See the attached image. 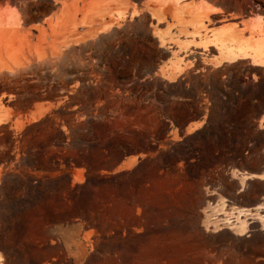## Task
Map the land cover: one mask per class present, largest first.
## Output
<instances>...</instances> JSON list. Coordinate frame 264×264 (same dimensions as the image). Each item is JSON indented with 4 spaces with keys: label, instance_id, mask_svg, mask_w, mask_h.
<instances>
[{
    "label": "rangeland",
    "instance_id": "374dc122",
    "mask_svg": "<svg viewBox=\"0 0 264 264\" xmlns=\"http://www.w3.org/2000/svg\"><path fill=\"white\" fill-rule=\"evenodd\" d=\"M184 1L0 0V84L14 90L0 95V126L15 133L70 102L67 93L80 84L68 85L69 60L82 53L71 52L75 46L136 17L137 32L150 15L161 47L153 89L139 101L117 102L110 118L123 132L150 134L156 150L89 172L76 163L85 162L79 142H71L45 151L59 152L60 166L35 170L28 158L39 146L0 140V153L9 151L0 164V264H264V64L254 62L256 54L264 60V0ZM202 2L224 5L223 15L205 16ZM247 16L254 19L233 23ZM221 74L230 106L209 107L225 95L199 81ZM179 79L184 84L168 85ZM192 86L196 96L186 90ZM53 89L58 101L38 100ZM197 101L205 119L186 133L202 128L208 113L212 128L206 139L197 133L178 148L183 137L174 119ZM64 112L73 127L88 117L79 105ZM161 150L185 159L163 158ZM58 166L68 175L51 182L62 175ZM33 182H42L40 193L30 189Z\"/></svg>",
    "mask_w": 264,
    "mask_h": 264
},
{
    "label": "trees",
    "instance_id": "16d2710c",
    "mask_svg": "<svg viewBox=\"0 0 264 264\" xmlns=\"http://www.w3.org/2000/svg\"><path fill=\"white\" fill-rule=\"evenodd\" d=\"M136 21H138V17L134 21L128 20L121 27H114L110 32L101 34L98 39L90 40L86 45L75 46L71 49V52L82 49V53L76 55L75 60H69L70 68L67 71L74 77L68 80V85L70 86L76 81L80 83L76 88V92L67 93L70 102H66L59 109L52 110L36 121L28 123L18 133L9 130V124L1 125L0 133L3 130L8 131L4 137H0V140H4L12 147L17 142L21 146L25 143L30 147L39 146L41 150L28 158L35 170H49L53 161H56L60 166V162L57 160L58 156H60L59 152H52L47 155L45 151L52 147L63 149L71 142H79L78 148L82 151L80 152V159L85 162L76 160V163L86 166L89 172L93 168L110 165L116 167L130 155L149 153L152 150H156L158 145L154 144L150 134L137 130L123 132L114 128L110 119L112 118L111 109L117 102L139 101L146 91L153 89L154 75L161 62L159 57L161 47L159 41L153 35L150 15L143 28L137 32L134 29ZM222 75L218 76L216 81L213 78L214 76L209 82L204 79L199 81L200 85L209 83L215 85L225 95V97H220L217 102L211 98L209 107H213L214 104L223 108L230 106V97L223 88ZM183 82V79H179L175 82H168V85L174 87ZM53 88H56V85ZM5 90L14 92V90L4 88L0 84V95ZM186 90L196 96L197 91L194 86ZM169 93L175 94L173 89ZM169 93L166 94L169 95ZM156 94L160 97L158 92ZM60 97L61 95L58 94L57 90L53 89L48 95L41 96L38 100L58 101ZM27 99L31 101V98ZM200 103V101L187 103L192 106V110L184 108L186 113L182 120L174 119L175 125L180 128V134L183 137L182 141L175 143L178 148H183L185 142L191 140L197 133H201L206 139V134L212 128L213 114L208 113L206 123H204L202 128L190 134L186 133V128L192 122L205 119V111L200 106ZM234 103L235 106H238L239 100L236 98ZM74 105H79L81 110L88 116L86 119L77 122L75 127L71 125L64 112V108ZM203 105V107L206 106L205 104ZM59 111L61 114L59 120H57L54 118V114ZM96 111L98 113H95ZM163 122L167 127V134L170 129V123L165 120ZM64 123L67 125L69 132L64 130ZM219 125L223 126V123ZM132 134L135 135V139L130 138ZM28 138H32V140L29 141ZM91 138H93L92 141ZM156 138L161 139V135L157 133ZM82 143H86L87 146H82ZM220 144L222 142H219ZM227 145L233 147L236 142ZM86 147H88V152L85 151ZM4 154L9 155V151L0 153V164L5 162ZM173 155L177 161L185 159L184 156L173 154L167 150H161L160 152V156L167 159ZM12 158L10 156L8 159ZM147 160L148 158L144 159V161ZM187 163L190 165V162L187 161ZM66 165L69 168L72 167L68 158H66ZM59 166L58 170L62 171V175H57L51 179V182H59L63 176L68 175ZM30 178L32 181L36 180L33 176H30ZM36 184L34 182L31 183L30 189H35L40 193L42 191V182L38 185Z\"/></svg>",
    "mask_w": 264,
    "mask_h": 264
},
{
    "label": "bare ground",
    "instance_id": "6f19581e",
    "mask_svg": "<svg viewBox=\"0 0 264 264\" xmlns=\"http://www.w3.org/2000/svg\"><path fill=\"white\" fill-rule=\"evenodd\" d=\"M169 1H179V0H169ZM192 4H194L193 2H187V1H184V5L185 6H190V5H192ZM196 4V3H195ZM194 6V5H193ZM200 6L202 7V9H203V13H204V15L205 16H208L209 14H211V13H214V12H222L223 10L221 9V8H219V7H216L215 5H213V4H210V3H208V2H202V3H200ZM200 9V8H199ZM243 29V28H242ZM245 29V28H244ZM234 30V29H233ZM206 43V42H205ZM210 43V42H209ZM204 46V45H203ZM205 46H207V45H205ZM261 50H262V53H264V38L262 39V41H261ZM256 54V53H255ZM241 55V54H240ZM247 56V54L246 53H244L243 55H242V57H246ZM250 56V55H249ZM237 57H234L233 59H236ZM231 60V59H230ZM254 62H256V64L257 63H260V64H264V60H262L261 58H259L258 57V54H256V55H254ZM219 64V63H218ZM38 110V109H37ZM40 110V109H39ZM38 110V111H39ZM255 174V173H254ZM264 174H262V175H259V176H263ZM258 176V175H257ZM246 177V176H245ZM250 177V176H249ZM249 177H247V178H249ZM252 177V176H251ZM261 178V177H260ZM253 216V215H252ZM248 217V216H247ZM260 220L262 219L261 217L259 218ZM245 221V220H244ZM244 221L242 222V223H244ZM246 222V221H245ZM261 222V224L264 226V217H263V219L260 221ZM238 225H240V224H238ZM262 225H261V227H262ZM246 226H247V222H246ZM245 226H243L242 228H244ZM246 229V228H245ZM233 230V229H232ZM247 230V229H246ZM244 232V231H243ZM236 234V233H235Z\"/></svg>",
    "mask_w": 264,
    "mask_h": 264
},
{
    "label": "crops",
    "instance_id": "0c3cea01",
    "mask_svg": "<svg viewBox=\"0 0 264 264\" xmlns=\"http://www.w3.org/2000/svg\"><path fill=\"white\" fill-rule=\"evenodd\" d=\"M185 1H187V2H192V1L198 2L199 0H185ZM216 7H219V8L221 7L223 9L225 8V6L222 4H217ZM222 15H223V13H218V12L211 13V16H222ZM252 19H254V17H252V16L242 17L233 23H238L240 26H244L247 22L252 21ZM228 23H232V22L227 21V22L221 24V26L226 25Z\"/></svg>",
    "mask_w": 264,
    "mask_h": 264
}]
</instances>
